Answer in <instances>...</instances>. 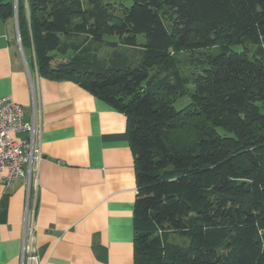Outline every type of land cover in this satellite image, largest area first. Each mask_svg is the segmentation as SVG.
<instances>
[{"label":"trees","instance_id":"16d2710c","mask_svg":"<svg viewBox=\"0 0 264 264\" xmlns=\"http://www.w3.org/2000/svg\"><path fill=\"white\" fill-rule=\"evenodd\" d=\"M110 1L0 0V19L16 15L42 78L75 83L124 115L133 264H264V0ZM105 36L141 57L99 56ZM213 48L191 90L159 76L173 54Z\"/></svg>","mask_w":264,"mask_h":264},{"label":"crops","instance_id":"0c3cea01","mask_svg":"<svg viewBox=\"0 0 264 264\" xmlns=\"http://www.w3.org/2000/svg\"><path fill=\"white\" fill-rule=\"evenodd\" d=\"M28 51L15 18L0 19V99L35 120L42 157L29 192L23 179L9 189L0 182V264H21L27 202L29 255L40 264H133L137 190L126 119L75 83L42 78Z\"/></svg>","mask_w":264,"mask_h":264},{"label":"built area","instance_id":"2783aa9c","mask_svg":"<svg viewBox=\"0 0 264 264\" xmlns=\"http://www.w3.org/2000/svg\"><path fill=\"white\" fill-rule=\"evenodd\" d=\"M18 44L20 41L18 39ZM21 47V45H19ZM23 134L15 139L13 135ZM35 120L24 122L23 110L10 97L0 99V182L5 189L12 187L17 179L26 182L28 192L32 178L41 160L39 149L35 148ZM25 230L21 250V264H40L37 257L29 255L33 239L34 224L28 221V202L25 213Z\"/></svg>","mask_w":264,"mask_h":264},{"label":"rangeland","instance_id":"374dc122","mask_svg":"<svg viewBox=\"0 0 264 264\" xmlns=\"http://www.w3.org/2000/svg\"><path fill=\"white\" fill-rule=\"evenodd\" d=\"M104 1L112 2L110 0H104ZM123 4L128 6L129 0H123ZM114 12H116L117 14L121 13L120 8L117 5L114 7ZM137 42L140 46L144 44L145 43L144 37L142 35L138 36ZM100 45L101 48H100L99 56L104 58H107V56L113 53L114 51L122 52L123 54H125V56L133 60H136L137 58L141 57V54L138 53L139 52L138 50L142 49L141 47H138L137 50L123 47L122 45L119 44V40L115 36H105L103 38V42ZM245 47L251 52L255 50V46L248 43L246 44ZM243 49L244 47L240 45L231 47V50L235 52H241L243 51ZM218 52H219V48H213L209 51H203V52L195 51V52H182L178 54H173L172 65L170 66L169 70H167V72H163L159 76L161 77L169 72L174 82L184 85L185 88L191 90L192 85L190 82L195 75L200 73L202 67L205 65V57L207 55H215ZM23 53L25 57L28 58L29 51L26 48L23 50ZM51 54H54V52H52ZM54 57L56 58V61L60 60L61 58L58 55H55ZM56 61L54 60V62ZM154 74H155L154 70L150 72V75H154ZM189 102H190L189 97H183L180 98L174 104V107L176 110H180L184 108ZM167 235L170 244L182 246V247L187 246L185 240L179 238L173 232H168Z\"/></svg>","mask_w":264,"mask_h":264},{"label":"water","instance_id":"95a60500","mask_svg":"<svg viewBox=\"0 0 264 264\" xmlns=\"http://www.w3.org/2000/svg\"><path fill=\"white\" fill-rule=\"evenodd\" d=\"M14 18H15V20H16V15L14 16ZM16 24H17V20H16ZM18 38H19V36H18Z\"/></svg>","mask_w":264,"mask_h":264}]
</instances>
